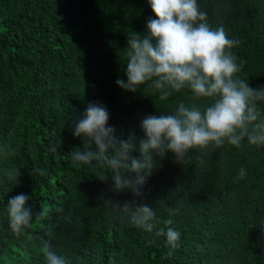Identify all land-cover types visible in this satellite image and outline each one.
<instances>
[{
    "label": "trees",
    "instance_id": "trees-1",
    "mask_svg": "<svg viewBox=\"0 0 264 264\" xmlns=\"http://www.w3.org/2000/svg\"><path fill=\"white\" fill-rule=\"evenodd\" d=\"M200 3L210 25L240 41L231 49L244 61L238 77L264 85V0ZM150 16L147 0H0V147L14 150L0 155V264H45L46 242L69 264H264V146L245 139L238 148L192 150L182 163L170 152L156 158L137 202L173 221L180 240L172 256L166 236L121 222L105 207L108 198L133 199L110 190V169L71 159L87 147L72 128L89 102L106 106L121 139L130 131L142 138L148 115L207 103L187 89L161 100L147 84L137 92L115 84L126 80L127 35L143 33ZM241 168L246 175L237 179ZM9 171L19 174L17 183ZM21 193L34 216L16 235L7 203Z\"/></svg>",
    "mask_w": 264,
    "mask_h": 264
},
{
    "label": "clouds",
    "instance_id": "clouds-1",
    "mask_svg": "<svg viewBox=\"0 0 264 264\" xmlns=\"http://www.w3.org/2000/svg\"><path fill=\"white\" fill-rule=\"evenodd\" d=\"M147 4L152 16L147 18L143 33L132 31L127 35L126 80L118 78L115 84L127 92H137L147 84L161 100L187 89L194 98L207 103L181 102L172 111L148 115L139 124L142 138L130 131L126 139H121L108 125L106 106L89 102L72 128V135L81 138L87 147L73 152L71 159L80 165L95 162L110 169V190L129 192L133 199L121 202L108 198L105 207L121 222L166 236L167 255L172 256L180 240V232L171 227L173 221L161 222L150 204L137 202L145 196L142 189L153 174L156 158L162 159L170 152L175 162L182 163L192 150L214 151L226 143L238 148L245 139L249 145L264 146V111L260 107L264 85L252 87L238 77L244 61L238 63L231 49L240 41L230 39L222 25L209 24L200 0H147ZM133 152L138 155L133 156ZM13 154L10 146L0 147V155ZM6 175L17 183V172ZM245 175L241 168L237 179ZM108 178L104 175L100 179ZM29 199L21 193L8 200V228L16 235L33 221ZM38 215L43 218L45 213ZM161 223L164 227L157 228ZM43 256L45 264H69L47 242Z\"/></svg>",
    "mask_w": 264,
    "mask_h": 264
}]
</instances>
